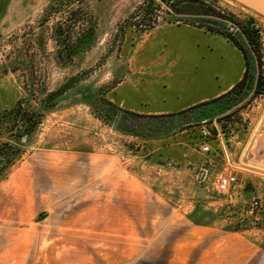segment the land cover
Returning <instances> with one entry per match:
<instances>
[{
    "label": "rangeland",
    "instance_id": "374dc122",
    "mask_svg": "<svg viewBox=\"0 0 264 264\" xmlns=\"http://www.w3.org/2000/svg\"><path fill=\"white\" fill-rule=\"evenodd\" d=\"M201 1L0 0V186L27 176L44 202L15 224L46 232L35 259L169 264L186 215L264 240V170L239 160L264 117V15ZM240 66L244 83L216 103L230 115L210 118L200 104ZM230 170L237 185L217 193Z\"/></svg>",
    "mask_w": 264,
    "mask_h": 264
},
{
    "label": "crops",
    "instance_id": "0c3cea01",
    "mask_svg": "<svg viewBox=\"0 0 264 264\" xmlns=\"http://www.w3.org/2000/svg\"><path fill=\"white\" fill-rule=\"evenodd\" d=\"M244 69L240 66L233 80H224L215 93L219 95L238 82ZM207 99V97L203 98ZM239 156L243 164L264 170V117L259 120L256 131ZM0 186V264H44L45 254L40 252L35 259L30 246L43 244L32 228L27 232L18 228L20 221L34 219L40 212L43 200L32 179L13 175ZM181 225L186 228L183 242L173 244L169 264H264V240H255L245 234L209 223L195 220L191 215L183 217ZM48 238V237H47Z\"/></svg>",
    "mask_w": 264,
    "mask_h": 264
},
{
    "label": "trees",
    "instance_id": "16d2710c",
    "mask_svg": "<svg viewBox=\"0 0 264 264\" xmlns=\"http://www.w3.org/2000/svg\"><path fill=\"white\" fill-rule=\"evenodd\" d=\"M191 1L196 3V4L203 5V2L201 0H191ZM68 29H69V27L67 26L64 29L65 31L61 30L60 32H58L57 42H58L59 45H62V46H65V47L68 46V43H69L70 37H71V34H69V30ZM243 33H245L248 37H252L253 33H255V31L252 30V29L246 28L245 30H243ZM226 37L238 49L241 50V52H242V54H243V56L245 58V65L248 66L247 51L244 48H242V46L233 37H231V36H226ZM249 41H250V44H251V49L254 50V43L252 42L253 40L250 38ZM252 43H253V45H252ZM246 73H247V70L245 69L242 78L235 85H233L227 92H225L224 94H222L220 96H217V97H215V98H213L211 100L203 101L200 104V106L203 107V109H201V110L202 111L203 110H205V111L208 110L209 112L207 113V115L210 118H218V120H220L222 118L228 117L230 115V114L226 115V111H227L226 109L228 108V106L225 107V108H222V107L216 108L218 106L216 103L218 101L222 100L227 95L231 94L237 87L242 85L244 83L245 79H246ZM263 86H264V80L262 79V77L259 74L257 76V82H256V93H259L260 89H262ZM124 113H127L129 115H133V116L134 115H138V114L130 112V111H124ZM158 117L162 118V117H165V115H163V116H159L158 115ZM121 118L123 119V121L128 119L125 115H123ZM142 118H144V119L147 118L144 121L150 122V121H152L154 119H157V115H143ZM151 118H153V119L149 120ZM127 129H130V128H127ZM132 130L136 131V133L141 134V135H143V134L159 135V134L163 133V132H157V130H144V129H140V128L138 130H136V129H132ZM163 131H167V130H163ZM8 161H9V158H8L7 152H4V150L1 152V150H0V171H1V169L3 167H5L7 165Z\"/></svg>",
    "mask_w": 264,
    "mask_h": 264
},
{
    "label": "built area",
    "instance_id": "2783aa9c",
    "mask_svg": "<svg viewBox=\"0 0 264 264\" xmlns=\"http://www.w3.org/2000/svg\"><path fill=\"white\" fill-rule=\"evenodd\" d=\"M201 128V135L203 137H206L209 135V130L205 128ZM200 149L203 152L209 151V145L206 143H203L200 145ZM237 185V172L234 170L227 171L224 174H220L217 176L215 182L213 183V188L217 193H228L231 189L235 188ZM258 205L257 201L252 202V207H256Z\"/></svg>",
    "mask_w": 264,
    "mask_h": 264
},
{
    "label": "water",
    "instance_id": "95a60500",
    "mask_svg": "<svg viewBox=\"0 0 264 264\" xmlns=\"http://www.w3.org/2000/svg\"><path fill=\"white\" fill-rule=\"evenodd\" d=\"M238 3L264 15V0H235Z\"/></svg>",
    "mask_w": 264,
    "mask_h": 264
}]
</instances>
